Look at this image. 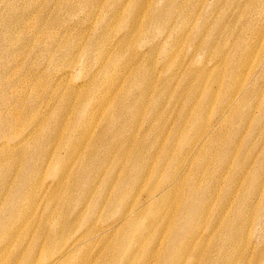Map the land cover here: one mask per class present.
<instances>
[{"label":"rangeland","instance_id":"374dc122","mask_svg":"<svg viewBox=\"0 0 264 264\" xmlns=\"http://www.w3.org/2000/svg\"><path fill=\"white\" fill-rule=\"evenodd\" d=\"M4 1L0 0V14L7 13L6 3L13 2L20 8L13 20L25 19L30 23L37 15L42 23H47L44 29L40 25L39 31L45 38L38 46L27 44L32 42L33 28L7 24L15 34L13 46L8 48L4 47L6 41L3 42L2 31L7 25L0 21V53L4 48L0 54V79L9 83L5 94L0 92V99L11 96L15 101L26 99L28 109L32 99L44 97L43 85L61 81L66 91L74 89L79 98L73 100L74 111L64 113L60 133L64 134L65 129L71 131L77 122L82 133L69 134L67 142L86 149L76 150L68 157L65 145L66 148L56 154L61 157L53 155L49 169H39L41 174L36 180L37 167L32 160L25 159L21 148L15 146V154L12 150L0 152V217L4 216L2 210L5 211L8 200L13 197L15 186L16 228L15 233L9 236L8 231L3 236L9 240L0 247V264H45L47 255L52 256L61 247L66 248L70 236L75 239L83 231L78 225L70 235L66 228L61 241L36 249V245H43L42 234L47 229L54 232L60 218L70 219V210L67 206L57 208L60 211L58 217L49 222L44 206L40 207L36 217H23L18 211L27 207V200L46 185H51L53 195L56 192L59 198L66 197L70 185L64 184L60 189L55 183L59 169L72 166L74 161L81 162L92 147L97 154L101 153V145L94 146L97 138L106 139L107 146L119 143L114 152L122 148L132 152L125 164L131 162L139 147L145 150L142 168L149 176L142 182V197L139 195L142 201L144 196L157 194L164 181L174 180L175 183L166 202L162 206L150 205L138 221L143 225L144 221L145 224L148 222L150 231L142 238L145 247L140 248L141 244H138L139 249L129 254L130 261L137 262L123 263L117 252H109L102 260L104 264H161L164 245L174 226L191 221L192 215H195L192 228L197 229L199 239L191 252L200 247V255L195 262L181 253L171 257L176 260L179 257L182 264H214L225 251L233 260L228 264H235L241 258L252 264H264V0H207L205 8L195 16L191 8L195 0H186L176 8L172 0H133L126 9L117 7V1L121 0H37L36 7L32 6L33 0ZM76 4L79 6H73ZM158 8H161V22H154L148 28V20L157 17L154 13ZM130 10L134 17L129 14ZM115 11H119L121 20L116 23L106 21L107 15ZM190 15L193 22L187 31L191 40L168 43L170 36L181 33L179 27ZM79 20L84 29L81 34L77 31L68 32V35L63 33L64 21L72 26ZM92 28L94 32L89 33ZM131 29L136 30L133 38L130 42L123 41L116 49V52H123V58L116 66L109 67V71L97 73L100 81L95 86L88 83L89 76L81 72L82 67L89 73L96 66L92 56L75 60L81 64L69 68L70 60L59 58V52L49 55L56 42L66 41L68 45L84 42L88 47L90 39H114L128 30L134 32ZM158 42L161 46L171 47L170 55L180 62L192 56L189 71L175 78L170 75L172 67L168 60L156 56L136 60L134 55L138 50L145 51L146 47ZM97 49L91 54H102L105 46L100 44ZM151 70L156 76H152ZM14 73L15 77L12 76ZM146 81L152 85L143 99L138 87L145 86ZM113 83L117 88L109 92ZM87 89L89 94H86ZM210 89L209 103L207 92ZM97 100L102 102L92 110ZM23 110L26 111L25 107ZM44 111L36 112L40 118L48 113L51 115V112L44 115ZM86 129L90 134L83 131ZM84 169L91 167L86 164L78 167L76 193L71 198V205L75 203L76 194L84 190ZM191 181H196L199 188L194 189ZM21 182L24 184L20 188ZM4 184L8 186L9 195L3 192ZM129 186H133L132 183ZM116 192L120 190L116 189ZM22 197L24 200L20 205ZM193 201L197 204L196 210L190 209ZM91 202L94 203L95 198ZM158 210L162 218L157 217L154 229L149 217L152 211ZM6 226L9 225L2 224V227ZM132 233L133 228L127 229L129 238ZM12 235L15 237L11 238ZM154 239L157 242L150 248ZM97 248H89L94 259H97ZM38 260L39 263H35ZM81 260L78 255L67 261L76 264ZM86 261L90 264L92 258L88 257Z\"/></svg>","mask_w":264,"mask_h":264},{"label":"bare ground","instance_id":"6f19581e","mask_svg":"<svg viewBox=\"0 0 264 264\" xmlns=\"http://www.w3.org/2000/svg\"><path fill=\"white\" fill-rule=\"evenodd\" d=\"M6 1L9 2L10 0H5L3 3ZM132 1L133 0H121V2L117 1V7L126 9L127 7H130ZM36 2L37 0H33V7H36ZM185 2L186 0L171 1V3L174 4L173 7L175 8L180 7L181 4ZM206 2L207 0H195L194 4L191 6L194 16L199 13V10L205 8ZM73 6H79V4ZM6 8L9 11L7 13L0 14V21H2V25L10 24L21 27L26 25L29 28H33V33H30L32 42H28V45L38 46L42 41H44L45 37L42 36L39 30L40 25L44 29V25L47 22L42 23L40 19L36 18L37 15L34 16L35 20H32L30 23H28L25 19L22 21H15L13 20V15H15V13H17L20 8H18L13 2L6 3ZM131 12L132 11L130 10L129 14L134 17L135 15H133ZM154 14L157 17H151L148 20V23L150 24L148 28L152 27L154 22H161L159 19L161 15V8H158L157 11L155 10ZM171 19L168 21L169 25L171 24ZM120 20L119 11H115L114 14L111 13L110 15H107L106 19V21L111 23H116ZM192 20L193 17L191 15L186 17L179 27V31L181 33H178L177 35L173 33L174 36H170L169 41L167 42L185 43L190 41L191 36L187 31V28L192 24ZM80 24V20L77 24L72 26L64 21L63 33L68 35V32L77 31L81 34L84 29L80 26ZM104 28L105 26L103 29ZM2 31L4 32L3 42L6 41L4 43V47L12 48V39L15 37V34L10 30L8 25L6 26V29ZM132 31H134V29ZM91 32H94L93 28L89 31V33ZM135 33L136 30L134 32L128 30L123 34L115 36L114 39H112V37L110 39L105 37L100 41H96L95 38H93L89 40L88 47L84 44V42H76L74 45H68L66 41L56 42L53 50L49 51V55L53 56L59 52V58H68L70 60L71 64L69 65V68L76 67L74 64H81V62H76L75 60L78 59L81 61L83 56H89L88 58L92 56L91 60L96 64V66H94L89 71V73L86 71V69L83 70L82 67L81 72L82 74L89 76L88 83L95 86V83L100 81L99 76L96 74L98 73L101 75L103 70L107 69V71H109V67L112 68L113 66H116L118 61L123 58V52L121 50L116 52V49L123 41L130 42V40L133 38L132 34ZM47 35H49V33H47ZM86 37L89 39V36ZM85 39L86 38L83 40ZM144 43L145 41L143 40V44ZM100 44L105 46L104 52L102 51V54L94 53L92 55L91 53L98 51L97 48ZM170 49L171 47L161 46L158 42L156 45L146 47L145 51L138 50L134 57L138 61L145 60L147 56L152 58L156 56V58L159 57L163 61L168 60V64L170 63L172 67L170 75L175 78L183 76L189 71L193 57L191 56L187 60L184 59V61L180 62V59L177 60L170 55ZM13 57H15V53H13ZM82 62L84 61L82 60ZM151 74L153 77L156 76L153 73V70H151ZM12 76L15 77V73L12 74ZM9 78L11 77H8V79ZM4 80L5 79L3 78L0 79V92L2 95L5 94V89H7V86L9 85L7 80ZM51 83L52 84L47 83L43 85V98L42 96H37L31 100L32 104L31 107H29L31 108L30 111H28L29 108L27 109L28 103L26 99H19L15 101L14 96L0 99V152L12 150L15 154V146L21 148V151L24 152V156L26 157L25 159L32 160L37 167L35 172V180L36 178L39 179V175L41 174V170L39 169H49V166L51 165V162L49 161L52 160L53 155L58 154L61 148L64 149L66 146L68 147V157L71 156V154L73 155L74 151L76 150L83 151L86 149H83L80 145H77V143L70 145L67 142V136H69V134L76 133L79 135L82 133L77 122H74L71 131L70 129H65L64 134L61 135L60 133V125L63 122V115L66 112H70L72 110L74 111L73 100L79 98V94H77L74 89L66 91V87L61 85V81L55 85L52 81ZM151 85L152 84L146 81L145 86L141 85L138 87L139 94L143 99H146ZM13 88V91L15 92V86H13ZM116 88V83L111 84L109 87V92ZM210 90L211 91L207 92L209 103L212 98V89ZM89 92L90 90L87 89L86 94H89ZM101 102L100 100H97L96 103L94 102L92 110H95L97 107L96 104L99 105ZM24 107L26 111L23 110ZM37 110L39 112L44 111V115H46L48 112H51V115L48 113L47 116L40 118L39 113L36 112ZM94 115H96V113H94ZM83 131H86L88 134H90L87 129ZM19 134H21V136H18ZM58 139L61 140L57 141ZM105 141L106 139L101 140L100 138H97L96 142L94 143L95 147H99L101 145V153L97 154L96 149L92 147L90 152H86L84 154L81 162L74 161L72 166H63L60 168L61 170L59 169L57 179H55L57 188L62 189V185L64 186V184H68L71 186V188H73L72 190L70 186H68L69 190L66 197L59 198L56 192L53 195V193H50L51 185H46L45 189H40L39 192H35L34 195L31 196V200H27V203H29L27 207H23V209L19 207V215L23 217H36L37 214H39L40 207L44 206V211L46 212V218L48 222L52 221V218L54 220L58 217V212L60 211L57 208H64V206H67V208L70 210V219L67 220L63 217L61 220L59 217L60 219L58 221V226L56 225L57 228L54 229V232L53 230L47 229L44 233L45 237L42 234L43 245L38 243L39 245H36V249L50 246V244L55 241H61L66 228H68L67 230H69L68 233L70 235H72L78 227L82 226L83 228V231L75 239H72V236H70L68 240L69 244L66 248L61 247L54 255H47L45 258V264H69L67 260L71 258V256L78 255H81L82 260L76 264H89L86 261L88 257L89 259L92 258V262L90 261V264H104L102 260L104 257L108 256L109 252H117L121 258L120 260L123 263H136L137 261H130L129 254L139 249L138 244H141L140 248L145 247L146 243L142 241V238L144 237L145 233L150 231L148 222L145 224L144 221L143 225L138 221L145 216L146 210L150 209V205L157 204L162 206V204L166 202V198H168L171 189L173 186H175L174 180L164 181V183H162L163 187L161 185V190L157 191V194L152 193L149 196H144L142 201L139 198V195L142 197V182L143 180L145 181V179H147L146 177L149 176V173H147L142 168V164L144 163H142V160L145 150H142V148L139 147V151L132 155L131 162L129 164L128 162L125 164L126 159L131 156L132 152L126 148H122L119 152H114L113 150L118 147L119 143L113 146H107L108 144H105ZM193 146L194 145H192V150L194 149ZM187 154L188 152L185 153V157L188 156ZM56 156L57 158L61 157V155ZM135 156H137V158ZM133 157L136 158L135 165ZM138 157L141 158L139 159ZM124 158L125 160L123 161ZM1 163L2 159L0 160V164ZM59 164L61 163L59 162ZM84 164L89 165L91 169H84V172L82 171L85 175L83 178L84 190H80L76 194L75 203L71 205V198L76 193L75 183L76 176L79 174L78 167ZM133 173L135 174L134 177L132 176ZM192 181L191 184L193 188H199L198 183L196 181L192 183ZM131 183L133 186H129ZM23 184L24 182H21L19 187L21 188V185ZM2 189L5 194L9 195L10 191L6 184L3 185ZM116 189H119L120 192L117 193ZM93 198H95L94 203L91 202ZM23 200L24 197L21 198L20 205L23 203ZM150 202H152V204H149ZM190 204V209H197V204L195 201H193V203L191 202ZM2 211L4 212V216L0 217L1 238L5 236L8 231L9 233L7 235L9 236L10 234L15 233V186L13 197H11V200H8L5 211ZM88 213H90V215H88ZM151 213L152 214L151 217H149V223L151 222L153 224L151 225L152 228L155 229L156 220L158 218H162V215L159 210L158 212L152 211ZM86 214L88 216H85ZM194 218L195 215H192L191 221L188 220L184 225L176 224L174 226V229L170 234L169 241L164 245V259L161 264H182V261H180L179 257L177 260L171 257L174 254L179 256L178 253L188 255L187 257L190 256L193 258L192 262H195L194 259L200 255L201 248L199 247L197 251L191 252L192 247H196L195 242L197 239H199L196 233L197 229L195 230L194 227L192 228V222ZM5 223L9 226L2 227V224ZM129 228H133V233L130 238L127 234V229ZM14 237L15 236L12 235L11 238ZM8 240V237H3L0 239V247H2L4 244L6 245ZM156 242V239H154L150 245V248ZM95 246L98 247V251L96 252L97 259H94L92 251L89 250V248L93 249ZM262 261L264 263V260ZM227 262L233 263V260L232 258L230 259L227 257L225 251H223L221 254H219L214 264H228ZM35 263H39V260ZM235 264L252 263L241 258ZM255 264H260V262H256Z\"/></svg>","mask_w":264,"mask_h":264}]
</instances>
